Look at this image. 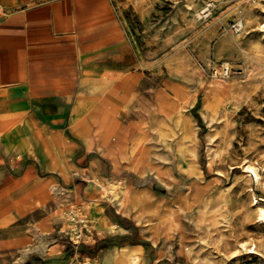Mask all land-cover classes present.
Returning a JSON list of instances; mask_svg holds the SVG:
<instances>
[{
	"label": "rangeland",
	"instance_id": "rangeland-1",
	"mask_svg": "<svg viewBox=\"0 0 264 264\" xmlns=\"http://www.w3.org/2000/svg\"><path fill=\"white\" fill-rule=\"evenodd\" d=\"M107 1L73 98L0 132V238L27 239L0 264H264V0ZM102 97L128 119L116 152L73 127ZM119 180L117 199L92 187Z\"/></svg>",
	"mask_w": 264,
	"mask_h": 264
},
{
	"label": "crops",
	"instance_id": "crops-1",
	"mask_svg": "<svg viewBox=\"0 0 264 264\" xmlns=\"http://www.w3.org/2000/svg\"><path fill=\"white\" fill-rule=\"evenodd\" d=\"M111 16L107 0H0V132L5 131L6 123L36 105L40 107L42 101L73 98L78 73L83 74L85 49L92 39L95 41L108 26L114 25ZM72 113L77 134H88L93 140L90 124H96V136L107 149L116 152L121 148L123 128L118 117L128 119L123 117L117 101L109 97L81 100ZM135 127L139 129L138 125ZM37 139L40 141L41 136ZM143 139L138 135L136 141ZM3 146L0 140V169L5 164ZM2 174L11 185L7 191L13 196L7 201L8 212H14V220H19L20 215L16 214L26 205L24 192L17 193L23 189V182L16 183L14 177ZM108 186L92 182V187L100 193L106 191L112 198ZM3 218L0 229L12 225H6ZM110 228L115 229V225ZM26 243V237L0 238V253ZM87 260L92 261L86 258L85 263Z\"/></svg>",
	"mask_w": 264,
	"mask_h": 264
},
{
	"label": "bare ground",
	"instance_id": "bare-ground-1",
	"mask_svg": "<svg viewBox=\"0 0 264 264\" xmlns=\"http://www.w3.org/2000/svg\"><path fill=\"white\" fill-rule=\"evenodd\" d=\"M203 13H209V12H206V10L203 12ZM248 169H251V170H254V168L253 167H248ZM253 172H255V171H253ZM123 183L122 182H111L110 184H109V186H108V191H109V193L112 195V198L113 199H117L118 197H119V195H120V192H121V190H122V188H123ZM261 211V210H260ZM146 220V219H145ZM127 249V248H126ZM140 248H138V250H139ZM123 250V249H122ZM107 256V255H106ZM124 256V255H123ZM123 258V257H122ZM114 259V258H113ZM106 261V260H105ZM139 261V257H138V255H134L133 257H132V263H136V262H138ZM91 262L89 261V260H87L86 261V264H90ZM94 264H96V263H94ZM105 264H114V262H113V260H111V259H108L107 260V262H105Z\"/></svg>",
	"mask_w": 264,
	"mask_h": 264
}]
</instances>
